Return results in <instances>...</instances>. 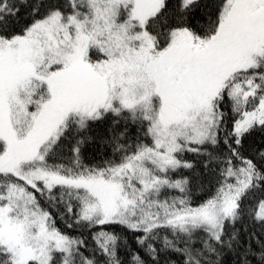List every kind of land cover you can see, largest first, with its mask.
<instances>
[{
	"label": "snow or ice",
	"instance_id": "1",
	"mask_svg": "<svg viewBox=\"0 0 264 264\" xmlns=\"http://www.w3.org/2000/svg\"><path fill=\"white\" fill-rule=\"evenodd\" d=\"M0 264H264V0H0Z\"/></svg>",
	"mask_w": 264,
	"mask_h": 264
}]
</instances>
